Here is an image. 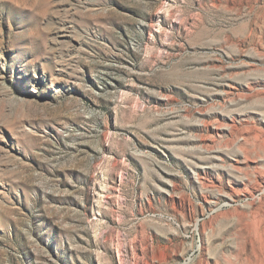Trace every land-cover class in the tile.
Listing matches in <instances>:
<instances>
[{
    "label": "rangeland",
    "instance_id": "1",
    "mask_svg": "<svg viewBox=\"0 0 264 264\" xmlns=\"http://www.w3.org/2000/svg\"><path fill=\"white\" fill-rule=\"evenodd\" d=\"M264 0H0V264H264Z\"/></svg>",
    "mask_w": 264,
    "mask_h": 264
},
{
    "label": "bare ground",
    "instance_id": "2",
    "mask_svg": "<svg viewBox=\"0 0 264 264\" xmlns=\"http://www.w3.org/2000/svg\"><path fill=\"white\" fill-rule=\"evenodd\" d=\"M264 244V243H263Z\"/></svg>",
    "mask_w": 264,
    "mask_h": 264
}]
</instances>
